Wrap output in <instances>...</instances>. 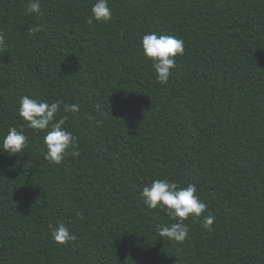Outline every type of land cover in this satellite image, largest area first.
<instances>
[{
    "label": "trees",
    "instance_id": "1",
    "mask_svg": "<svg viewBox=\"0 0 264 264\" xmlns=\"http://www.w3.org/2000/svg\"><path fill=\"white\" fill-rule=\"evenodd\" d=\"M27 2L0 0V141L27 136L0 152V264H264V0H109L111 21L92 25L94 0H41L39 16ZM149 32L184 42L166 85L143 55ZM24 95L79 105L65 125L79 157L44 159ZM155 179L207 204L183 243L143 204ZM58 223L75 239L55 242Z\"/></svg>",
    "mask_w": 264,
    "mask_h": 264
},
{
    "label": "clouds",
    "instance_id": "2",
    "mask_svg": "<svg viewBox=\"0 0 264 264\" xmlns=\"http://www.w3.org/2000/svg\"><path fill=\"white\" fill-rule=\"evenodd\" d=\"M32 14L42 15L41 0H28L25 15ZM111 19L112 9L109 0H94L86 23L88 25L94 22L108 23ZM41 31L43 28L37 24L28 29V34L34 36ZM3 42L4 36L0 33V44ZM141 47L143 55L152 61L151 66L157 82L166 85L172 75V69L176 67L175 58L184 53L183 40L173 35L149 32L142 36ZM17 110L28 128L45 133L43 144L46 148L44 152L46 161L59 164L67 154L73 158L80 156L77 138L65 127L69 119L67 114L78 112L79 105L62 106L60 101L48 103L24 95L18 101ZM61 111L64 115L57 119V114ZM26 147L27 136L15 127H10L0 141V152L8 155L19 154ZM196 193L197 188L194 184L180 187L178 183L166 179H155L141 189L140 196L147 208L160 209L175 221L159 229L160 237L179 243H183L189 237V227L184 221L190 216L198 219L207 211V204ZM214 220V215H204L202 221L204 228L210 230ZM52 238L55 242L63 244L74 240L75 236L67 226L58 223L52 228Z\"/></svg>",
    "mask_w": 264,
    "mask_h": 264
}]
</instances>
